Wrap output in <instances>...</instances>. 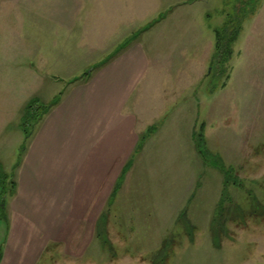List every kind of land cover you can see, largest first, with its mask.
<instances>
[{"label":"rangeland","instance_id":"374dc122","mask_svg":"<svg viewBox=\"0 0 264 264\" xmlns=\"http://www.w3.org/2000/svg\"><path fill=\"white\" fill-rule=\"evenodd\" d=\"M186 1L0 0V162L12 190L38 129L29 138L21 130L25 106L50 103L149 23L140 44L151 67L139 92L153 114L171 99L172 121L108 207L101 239L84 228L83 253L54 244L38 264H264V0ZM175 2L184 4L168 12ZM238 24L228 79L215 30ZM3 194L0 184V205ZM9 230L0 209V253Z\"/></svg>","mask_w":264,"mask_h":264},{"label":"crops","instance_id":"0c3cea01","mask_svg":"<svg viewBox=\"0 0 264 264\" xmlns=\"http://www.w3.org/2000/svg\"><path fill=\"white\" fill-rule=\"evenodd\" d=\"M183 4L170 3L168 12ZM157 19L153 26L163 20ZM151 24L127 34L96 62L89 77L70 80L59 93V102L37 125L26 145L14 193L0 207L3 221L10 225L0 264H38L54 244L67 250L81 248L83 253L89 240L78 239L76 233L84 228H93L101 239L98 230L110 215V206L143 166L140 160L153 137L172 121H167L171 99L153 114L139 92L151 67L141 34ZM106 245L104 241L100 246Z\"/></svg>","mask_w":264,"mask_h":264},{"label":"trees","instance_id":"16d2710c","mask_svg":"<svg viewBox=\"0 0 264 264\" xmlns=\"http://www.w3.org/2000/svg\"><path fill=\"white\" fill-rule=\"evenodd\" d=\"M241 24V23H240ZM238 24L234 27L230 25H226L223 28L215 30L216 36V51H215V62H217L218 70L224 71L225 73L229 71V63L233 57L234 50L233 44L237 40L239 32L241 30V25ZM106 62V61H105ZM104 62V63H105ZM103 63V64H104ZM102 64V65H103ZM101 64H98L100 66ZM223 72V73H224ZM91 73L85 74L80 77H76L72 81H78L83 78L89 77ZM228 79L230 78L229 72L226 73ZM60 96H57L54 100H52L48 104H42L38 102L35 98L30 100V102L25 106L22 118H21V128L25 134L26 138H29L37 125L44 119L45 115L49 113V111L59 102ZM196 145L199 153L203 154L202 146L206 145V138H205V126L202 125L199 131H196ZM26 145L23 147L25 149ZM0 184L5 189V194H3V200L6 196L12 195L14 190H12V186L8 183V174L2 171V166L0 162ZM227 173H225L226 175ZM227 180V179H226ZM8 184L10 187H8ZM6 199L3 202V207L5 205Z\"/></svg>","mask_w":264,"mask_h":264}]
</instances>
